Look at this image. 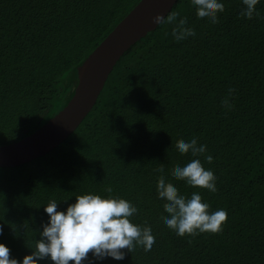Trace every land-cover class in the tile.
<instances>
[{
  "label": "trees",
  "instance_id": "obj_1",
  "mask_svg": "<svg viewBox=\"0 0 264 264\" xmlns=\"http://www.w3.org/2000/svg\"><path fill=\"white\" fill-rule=\"evenodd\" d=\"M139 1L0 0V146L35 132L66 105L75 69ZM218 2L225 11L212 24L197 17L191 0H178L167 16L187 17L195 37L176 42L175 24L159 25L121 56L62 144L0 168V243L11 258L22 264L35 251L50 201L66 213L77 196L93 194L135 206L130 222L151 227L155 244L148 252L124 249L120 261L90 253L84 264H264V0L251 20L240 16L242 0ZM230 88L229 109L221 101ZM193 137L207 151L182 155L176 141ZM193 159L214 173L217 192L171 175ZM161 175L188 199L199 193L210 214L226 210L222 232L180 237L169 229Z\"/></svg>",
  "mask_w": 264,
  "mask_h": 264
},
{
  "label": "clouds",
  "instance_id": "obj_2",
  "mask_svg": "<svg viewBox=\"0 0 264 264\" xmlns=\"http://www.w3.org/2000/svg\"><path fill=\"white\" fill-rule=\"evenodd\" d=\"M196 7L198 18H209L212 24H218V13L225 11V5L218 0H191ZM246 6L240 16L251 20L259 17L257 5L260 0H242ZM179 13H171L165 18L163 15L153 17L157 25L175 24L171 35L176 42L188 37H195L194 28L187 27V17L179 19ZM236 90L230 88L229 98L221 101L223 107L232 108L231 94ZM175 148L183 155L191 153L199 157L207 151L206 145H198L197 138L193 137L186 142L179 139ZM211 164L213 157L205 156ZM156 171L163 173L164 165ZM171 175L179 181H186L189 186L206 189L211 193L218 191L216 177L210 170H205L200 159H193L185 166L179 164L172 170ZM108 193L112 188L106 189ZM157 192L160 199L167 201L163 207L169 216H162L165 225L176 232L180 237H195L200 233L218 234L228 220L226 210H217L209 213V205L202 202L199 193L193 192L188 199L179 194L178 189L170 182H166L163 175L158 178ZM58 203L52 200L44 208L50 217L45 223L40 239L36 242L32 255L25 256L22 264H38V261L49 259L53 264H84L92 253L94 260H103L111 257L117 261L125 259L124 249L132 252L136 245L144 247L146 252L151 251L155 244L151 227L136 226L130 222V217L138 209L130 202L120 198H102L99 195L86 194L76 197V203L68 206L66 213L57 211ZM3 228L0 227V235ZM0 264H20V261L10 257V249L0 243ZM92 264V262H90Z\"/></svg>",
  "mask_w": 264,
  "mask_h": 264
},
{
  "label": "water",
  "instance_id": "obj_3",
  "mask_svg": "<svg viewBox=\"0 0 264 264\" xmlns=\"http://www.w3.org/2000/svg\"><path fill=\"white\" fill-rule=\"evenodd\" d=\"M177 1L140 0L75 69L72 77L77 85L66 105L35 132L0 146V168L27 164L62 144L92 110L121 56L159 26L153 17H166Z\"/></svg>",
  "mask_w": 264,
  "mask_h": 264
}]
</instances>
